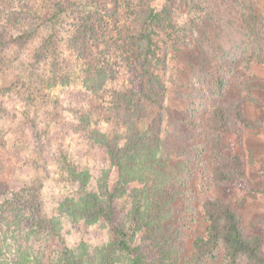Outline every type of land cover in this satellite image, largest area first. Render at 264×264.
I'll use <instances>...</instances> for the list:
<instances>
[{"label":"trees","instance_id":"trees-1","mask_svg":"<svg viewBox=\"0 0 264 264\" xmlns=\"http://www.w3.org/2000/svg\"><path fill=\"white\" fill-rule=\"evenodd\" d=\"M207 2L186 0V8L206 6ZM153 3L0 0V77L17 70L0 92L24 95L25 118L14 126L28 131L25 135L32 152L41 158L46 172L49 163H54L64 188L49 216L41 212V178L36 179V189H23L0 202V264H178L181 221L183 217L189 221L186 209L182 216L188 184L197 179L200 185H218L221 192L237 179L244 181L241 156L229 144V136L237 133L239 124L249 123L241 100L225 97L214 106V89L201 86L213 103L208 114L203 111L206 120L199 119L195 104L179 110L169 106L166 112L153 115L164 108L169 93L167 51L159 41L165 44L179 29L169 5L158 9ZM214 3L216 14L211 21L218 30L221 21H227L220 10L230 7L237 16L231 25L243 34L244 41L249 40L248 47L252 34L264 33V0ZM223 44L213 49L208 43V54L218 55ZM202 54L191 55L196 64L193 72L189 70L190 76L199 81L203 72H213L220 85L225 77L216 72V66L222 53L216 66L206 52ZM78 84L99 103L87 107L86 101L74 107L80 116L73 136L78 135L76 142L86 152L81 164L71 148L66 151L60 146L55 149L59 154H52L50 124L42 119L40 109L52 89ZM38 96L41 103H37ZM177 97L186 102L184 92L179 91ZM106 120L118 128H101L99 124ZM164 122L172 128L164 129ZM197 131L210 133L206 142L213 149V161L203 160L204 146ZM229 161L236 174L227 168ZM99 162L107 169L98 170ZM112 169L116 181L110 190ZM120 197L131 198L127 226L115 220ZM205 213L207 234L196 244L199 257L224 248L227 264H264V226L254 233L245 231L229 203L213 197L206 199ZM67 222H83L102 230L109 227V241L94 247L83 240L66 245L62 231ZM138 232L143 233V242L150 243L149 249L143 242L134 244ZM53 238L63 243V249L52 252L45 261V246ZM151 249L156 251L152 259Z\"/></svg>","mask_w":264,"mask_h":264},{"label":"rangeland","instance_id":"rangeland-1","mask_svg":"<svg viewBox=\"0 0 264 264\" xmlns=\"http://www.w3.org/2000/svg\"><path fill=\"white\" fill-rule=\"evenodd\" d=\"M207 1L206 6L187 9L186 0H154L153 4L158 9L169 5L174 24L179 26L177 27L179 29L170 35V39L165 44L159 41L161 48L165 52L167 51L165 67L169 93L164 108L161 111L156 109L153 111V115L166 112V108L169 106L179 110L181 106L189 107L191 104H195V108L200 110L197 111L199 119L204 121L206 114L203 111L205 110L208 114L213 108V103L215 106L225 97H235L241 100L244 118L249 123L245 126L239 124L237 133L229 136V144L234 152L241 156L244 181L237 179L223 186L221 192L218 185L214 186L212 183L200 185L197 179L188 184L182 200L184 212H181L184 216L186 209L189 221L184 217L181 221L182 235L178 246L181 247L182 252L178 264H227L228 259L224 248L215 249L209 256H198L196 244L207 234L208 222L205 213L207 198L213 197L227 201L247 232L254 233V230H259L264 226V33L259 30L257 36L252 34L249 38L252 45L248 47L249 40L244 41L243 34H240L231 25L233 24L231 20L236 16V9L230 7L228 10H220V15L227 19V21H221L222 31L220 32L221 28L219 27V30L215 28L211 21V18L216 14L213 5H217V3H214L215 0ZM228 3L233 4L234 2ZM261 13L264 14V11L262 10ZM222 42L224 43L223 48L217 50L220 55L222 53V56L215 55L213 52L208 54V43L212 44L214 49L217 46L222 47ZM99 47L96 49L97 51ZM196 52H200V57H203L202 53L206 52L210 56L207 59L211 60L214 66H216V59L220 56L216 72L224 75L223 83L218 85L219 81L214 78V73L209 71L203 72L199 81H195L193 75L190 76L189 70L193 72L196 64L191 55H196ZM14 72L7 74L2 79L0 77V90L7 86L6 81L14 77L17 70ZM193 82L196 83L195 87H193ZM201 86L214 89L213 103L207 97L208 95L206 96V91L200 90ZM179 91L186 94V102L183 98L177 97ZM49 93V100L44 101L45 106L40 109L43 110L42 119L50 124L49 145L54 150L50 151L54 156H57L59 151H55L56 148L61 146V150L66 151L71 148L75 158L81 164L85 160L84 153L86 154V152L83 145L76 142L79 139L78 135L74 134L73 136V128L78 123L77 117L80 116L79 113H75L74 107L77 104H86V101L88 102L87 107L95 106L99 104L98 100L93 102L81 84L64 89H52ZM26 103L22 94L21 96H8L0 92V202L6 198L11 199L12 194L23 189H36L39 184L36 179L41 178V182L44 184L41 195V212L49 216L52 215V208L56 206L57 198L63 196L64 188L62 182L60 183V173H57L54 163H49L51 166L46 172L42 168L41 158L32 152L33 146L27 138L28 131L24 130L23 132L19 127L14 126L25 118ZM37 103H41L39 96ZM113 124L112 120H108V122L106 120L99 125L101 128L112 131L118 128ZM163 128L170 130L172 125L164 122ZM209 134L197 131L200 144L204 146L203 160L206 162L213 161V149L206 142ZM37 139L40 143V139ZM227 168L236 174V168L233 167L231 161L228 162ZM99 169L107 168L99 162ZM115 181L116 174L112 169L110 190L113 189ZM133 185L138 186L135 183L131 184V186ZM116 206L118 214L115 216V220L121 221L127 226L131 198L120 197ZM104 229L102 230L98 226H87L83 222H67L63 226L62 235L65 237L66 245L75 246L83 240L94 247L104 245L109 241V227H104ZM143 236V233L138 232L134 244L139 245L143 242ZM142 245L149 249L150 243L143 242ZM62 249L63 243L59 239L49 240L45 246L44 260L47 261L52 252H59ZM262 251L264 253V243ZM155 254L154 249L149 250V258H154Z\"/></svg>","mask_w":264,"mask_h":264}]
</instances>
